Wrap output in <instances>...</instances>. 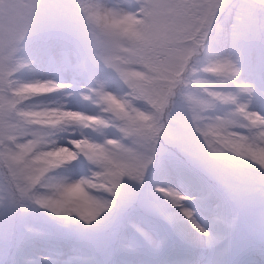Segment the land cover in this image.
<instances>
[{
  "label": "clouds",
  "instance_id": "clouds-1",
  "mask_svg": "<svg viewBox=\"0 0 264 264\" xmlns=\"http://www.w3.org/2000/svg\"><path fill=\"white\" fill-rule=\"evenodd\" d=\"M0 264H264V0H0Z\"/></svg>",
  "mask_w": 264,
  "mask_h": 264
},
{
  "label": "rangeland",
  "instance_id": "rangeland-1",
  "mask_svg": "<svg viewBox=\"0 0 264 264\" xmlns=\"http://www.w3.org/2000/svg\"><path fill=\"white\" fill-rule=\"evenodd\" d=\"M132 215L136 218L137 224L140 227H144L147 229H159V228H166L167 227L166 225H162L161 222L158 219H156L155 217H152V216H149V215H146L143 213H133ZM129 234L132 235L133 237L138 238L137 233L132 229H129ZM174 239L175 238L173 237V240ZM177 246H179V245H177ZM204 255L209 256L210 254L205 252ZM216 258H218V257H213V259H216Z\"/></svg>",
  "mask_w": 264,
  "mask_h": 264
}]
</instances>
